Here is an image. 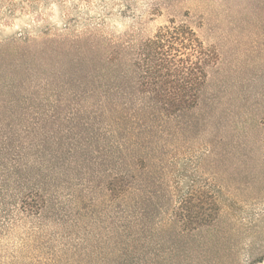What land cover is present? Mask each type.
Here are the masks:
<instances>
[{"label": "rangeland", "instance_id": "obj_1", "mask_svg": "<svg viewBox=\"0 0 264 264\" xmlns=\"http://www.w3.org/2000/svg\"><path fill=\"white\" fill-rule=\"evenodd\" d=\"M172 22L218 55L168 155L173 218L192 203L210 221L159 235L154 220L118 205L4 199L0 264H264V0H0V42L94 28L139 43ZM13 110L0 105V136Z\"/></svg>", "mask_w": 264, "mask_h": 264}, {"label": "trees", "instance_id": "obj_2", "mask_svg": "<svg viewBox=\"0 0 264 264\" xmlns=\"http://www.w3.org/2000/svg\"><path fill=\"white\" fill-rule=\"evenodd\" d=\"M217 56L192 27L174 22L139 43L94 28L0 42V105L14 108L0 136V201L118 205L154 220L159 235L208 223L192 203L173 218L168 155ZM21 133L25 163L15 143ZM22 172L40 177V189Z\"/></svg>", "mask_w": 264, "mask_h": 264}]
</instances>
